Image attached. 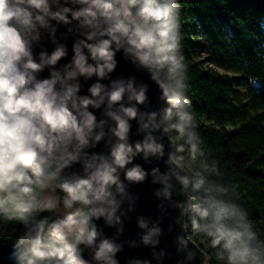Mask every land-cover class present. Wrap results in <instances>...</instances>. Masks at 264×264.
I'll use <instances>...</instances> for the list:
<instances>
[{"label":"clouds","instance_id":"obj_1","mask_svg":"<svg viewBox=\"0 0 264 264\" xmlns=\"http://www.w3.org/2000/svg\"><path fill=\"white\" fill-rule=\"evenodd\" d=\"M181 28L180 0H0V225L21 226L15 264H120L125 243L151 250L127 264H164L168 253L156 249L169 209L176 264L199 255L189 237L221 264H264V233L214 171L197 130ZM257 48L264 58V41ZM118 54L148 74L160 108L147 83L112 78ZM93 78L81 95V80ZM149 179L160 214L136 216L138 239L119 241L139 199L129 188Z\"/></svg>","mask_w":264,"mask_h":264},{"label":"trees","instance_id":"obj_2","mask_svg":"<svg viewBox=\"0 0 264 264\" xmlns=\"http://www.w3.org/2000/svg\"><path fill=\"white\" fill-rule=\"evenodd\" d=\"M180 2L181 51L197 130L214 171L236 188L249 219L264 233V58L257 54L264 41V0ZM204 54L234 75L208 67ZM250 76L259 80L256 86ZM20 228L0 225V264H15ZM192 241L207 264H221L212 250Z\"/></svg>","mask_w":264,"mask_h":264},{"label":"water","instance_id":"obj_3","mask_svg":"<svg viewBox=\"0 0 264 264\" xmlns=\"http://www.w3.org/2000/svg\"><path fill=\"white\" fill-rule=\"evenodd\" d=\"M66 30L61 27L58 31V36L60 33L65 32ZM73 39L70 37L67 41V45L69 48V57L71 58V45H72ZM45 47L50 52L52 50L51 44H45ZM38 52L39 49H36ZM118 60V67L116 71L112 74V78H116L119 76L129 77V76H135L138 82L147 83L149 85V97L151 101V107L153 110L160 108L162 105L160 104L158 97L160 95L158 87L152 83L148 77V74L143 71L136 70L129 62L125 61L121 54L117 55ZM67 60H61L60 65H63L66 63ZM41 78H46L48 76V72L45 71L44 73L40 74ZM95 82V78H93L92 81H89L88 83H84L83 80H81V83L83 85V89L81 92V95L87 94L86 89L87 87ZM103 83H108V81H104ZM256 86V85H255ZM142 110H145L142 108ZM95 114L98 118H100V111H96ZM136 124L133 122L132 132L130 135V140L135 142L137 139H140L141 137L137 135L136 132ZM165 143L167 144V140H165ZM104 146L103 144L99 145L96 151H103ZM135 163H139L143 165L146 169L150 170L153 166H160L161 170H164V165L161 162L159 165H157V162L153 161L151 164H145L142 159H137ZM72 171H79V165L75 166ZM156 186H153L150 183V179L148 182H145L141 185H134L130 186L129 191L138 196V202L136 206V211L134 213L129 214V219L125 221V232L124 234L119 238V241H130V240H137L138 239V229L136 227V216L143 215L146 217H151L152 219H156L159 216V209H158V201L153 197V191ZM177 215L176 211L173 209L168 210V217L164 220L163 224L161 225L164 229V235L161 238V244L156 251H159L161 249L166 250L168 253V258L164 261V264H176V261L178 257L175 253V247H174V239L177 234V230L169 233L168 232V225L172 222V220ZM99 229L103 231L105 236L112 238L115 236V230L112 228H109L104 225L103 221L96 222ZM190 239V238H189ZM190 242L193 247L197 248L199 255L197 258L193 261V264H207V255L197 246L196 243H194L191 239ZM85 258H88V253L85 252ZM117 258L120 261V264H127V261L130 258H148L151 259V250L144 248L143 246H140L138 248H129L127 243H125L124 250L118 254ZM155 264V262H153Z\"/></svg>","mask_w":264,"mask_h":264},{"label":"rangeland","instance_id":"obj_4","mask_svg":"<svg viewBox=\"0 0 264 264\" xmlns=\"http://www.w3.org/2000/svg\"><path fill=\"white\" fill-rule=\"evenodd\" d=\"M203 59L206 61L208 67H212L213 69L217 70L218 72H220V73H222V74H227V75H230V76L234 75V74H232V73H230V72H228V71H226V70H224V69L219 68V67H218L217 65H215V64H210V63H209V59H210V57L207 56L206 54L203 55Z\"/></svg>","mask_w":264,"mask_h":264}]
</instances>
